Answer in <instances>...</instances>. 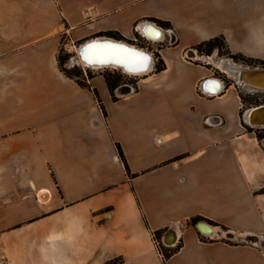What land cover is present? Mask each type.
I'll return each mask as SVG.
<instances>
[{
    "label": "crops",
    "instance_id": "0c3cea01",
    "mask_svg": "<svg viewBox=\"0 0 264 264\" xmlns=\"http://www.w3.org/2000/svg\"><path fill=\"white\" fill-rule=\"evenodd\" d=\"M147 23L177 36L155 49L165 70L118 100L93 79L104 111L56 73L63 37L131 45ZM218 38L264 62V0H0V179L19 188L0 203V264H264L206 238L264 239V150L242 99L221 78L209 97L216 67L184 61ZM171 229L177 243L158 251Z\"/></svg>",
    "mask_w": 264,
    "mask_h": 264
},
{
    "label": "rangeland",
    "instance_id": "374dc122",
    "mask_svg": "<svg viewBox=\"0 0 264 264\" xmlns=\"http://www.w3.org/2000/svg\"><path fill=\"white\" fill-rule=\"evenodd\" d=\"M159 27L163 29H167V30L170 29L167 27H163L161 25ZM63 33L64 32H59V35ZM139 34H136L138 42H131V45L136 46L140 49L146 50L147 52L151 54L153 53L155 56V65L153 68L156 69L161 60L159 58V55L155 52V49H158V48L161 49V48H166V47L171 48L172 46L176 44L177 41H173V42H171L170 40L164 41L165 40L164 39L162 42L158 41V43L156 44H152V43L148 44L146 43L145 40L141 38ZM87 41L77 43V42L71 41V39H66L65 37H63V39L60 41V44H59L60 45L59 50H57V53L55 54L56 61H57L56 73L65 77L66 79L71 80L72 81L70 82L71 84L74 82L78 87L82 89H88L89 91L93 92L95 94L94 95L95 100L100 103V107L104 111V106L101 104V100L99 98V95L97 94L96 88L92 85V82L94 81L93 79L102 78L106 81L107 85H108L107 81L116 82L118 84L117 88H115L113 92L111 90L110 91L112 93L113 99L118 100L120 98H124L130 95V94L124 93V91L126 90L125 87L131 88L133 92L134 89H136L139 79L141 78H136V77L132 78L116 70L94 71V70L87 69L80 64L73 65L72 64L73 59H75L78 56L77 49L80 48L82 44L86 43ZM196 50L199 53V55L197 56L201 57V59L203 57H209L210 59V57L215 56L217 61L226 59V60H229L230 62L232 61L233 63L242 65L245 67L264 69V62L254 61V60H250L247 58L243 59L244 57H241V56H237L239 57L237 59L236 56L230 55V53L227 50L226 45L221 46V43H215L212 46L211 45L204 46ZM210 64L216 67L215 69L216 74L214 76V79L221 78L227 87H231L235 85L234 88L236 89V92L242 99L243 109L241 111L240 117L244 123V126L248 130L249 133L253 134V136L258 139L260 146L264 150V128H252L250 125H248L244 121V116L249 109L264 105V92L256 91L250 88V86H244L242 84H241L242 86L239 85V83H237L238 82V78L236 77L237 75L233 76L232 74H228L227 72H224V70L220 69L213 63H210ZM235 82L237 83V86ZM9 166L10 167H8V169L12 171L14 169L13 164H9ZM16 170H18V168ZM14 182L15 180L13 179H0V189H1L0 203H3V202L9 203L13 201L14 194L18 193V189H19L17 187L18 185H16V183ZM191 225L194 227L195 226L197 227L196 221H194ZM220 232L222 234L223 233L231 234V232L228 229H221ZM229 234L226 235L225 237L221 236L220 238L218 237L209 238V240L215 241V240L220 239V241H223L224 243L229 244V245L246 246V247L256 248L264 252V239H261L260 243L254 244L251 242H246V241L244 242L240 236H237V235L235 236L234 234H232L234 235V237L233 236L230 237ZM163 235H164V232L160 233L159 236H157V234H154L153 236V240L157 241L160 244V247H159L160 252H163L167 248L171 247V246H166L163 243L164 242Z\"/></svg>",
    "mask_w": 264,
    "mask_h": 264
},
{
    "label": "bare ground",
    "instance_id": "6f19581e",
    "mask_svg": "<svg viewBox=\"0 0 264 264\" xmlns=\"http://www.w3.org/2000/svg\"><path fill=\"white\" fill-rule=\"evenodd\" d=\"M147 25H150V27H148L149 29H147L148 31L146 30ZM159 29H160L159 27H156L155 25H153L151 23H147V24H145L144 26L141 27V30H142V33L141 34L143 35V37L145 38V40H148V42H151L152 44H156V43H158V41L162 42L164 40V38H165V33H164L163 28L160 29L163 32L162 33V38H161V35L159 33ZM151 30H153L154 32H156V35H155V33L154 34L153 33L151 34V32H150ZM103 39H105V38H101L99 40H103ZM91 41L92 40H89L88 42H91ZM88 42H86V43H88ZM117 42H120L122 44H126V45H128L130 47H133L135 49L141 50L140 48H138L136 46H133V45H130L128 43L121 42V41H117ZM86 43L82 44V46H84ZM82 46L77 49L78 56L75 59H73V61H72V64L73 65L80 64V65L84 66L85 68L90 69V70H94V71H100V70H116V71H120V72H122L124 74L126 73L123 68H118V67H115V66H108V67H104V66H89L86 62H83V60L81 58V48H82ZM143 51L144 52H147L146 50H143ZM195 58H196V60H201V57H199L197 55L195 56ZM207 60H208V62L213 63L214 65H216L220 69L224 70V72H227L228 74H232L233 76H236L237 75L236 76L237 78H239L237 72L231 71V68L232 69H235L236 71L239 70V74H240V78L239 79L242 80V81H240L238 79V82L237 83H239V85H241V84L244 85V86H249L250 85V88H252L251 86H255V87H258V88L261 87V89H264V79L262 78V77H264V74H263L264 73V69L245 67V66H242V65H238L236 63H233L231 61L234 64L233 65L229 60H226V59L225 60L222 59V60L217 61L216 58H215V56L214 57H210V59H207ZM152 69H153V63H151V67L148 70V72H146L144 74H135V75L134 74H126V75L127 76H130L132 78H134V77H142V76L150 73L152 71ZM244 69L256 70L257 73L258 72L259 73L262 72V74H257V73H255V74L253 73L252 74L250 72L243 71ZM244 76H249V78H251L252 81H250V79H249L248 81L245 80V82H243L244 81ZM212 83H213L212 90H213V92H216L217 94H210L211 97L212 96H215V95H217V96L220 95L223 92V90H224L223 83L221 81L220 82L219 81L218 82H212ZM262 92H264V90ZM255 118H256V120H255ZM258 118L259 117H255V115L253 113L252 114H250V113H246L245 114V120H246V122L249 125H253V124L255 125L256 122H259V121H261L263 119V118H260V119H258ZM202 233L204 235L214 236L215 235V230L213 228H211V227H209V228L206 227V229L204 228L202 230ZM211 233H213V234H211ZM175 234L176 235L173 237V239H175V240H173L172 243H171L172 246H174L177 243V241H178V233L176 232ZM208 238H212V237H208Z\"/></svg>",
    "mask_w": 264,
    "mask_h": 264
},
{
    "label": "water",
    "instance_id": "95a60500",
    "mask_svg": "<svg viewBox=\"0 0 264 264\" xmlns=\"http://www.w3.org/2000/svg\"><path fill=\"white\" fill-rule=\"evenodd\" d=\"M148 27H150V25H147L146 30L149 29ZM159 33H160L161 38H162V33L163 32L160 29H159ZM94 44L95 45H105V44H107V45H118V46H121V47H123L125 49L134 50L136 53L143 54L144 56H147L148 59H147L146 62H143V64L139 60V57H137L136 60L133 63L121 62V61H118V60H116L114 58H92L91 60L85 59L83 53L86 50L89 49V46L90 45H94ZM81 58H82L83 62H86L89 66H104V67L115 66V67H118V68H123L125 70V72H126L125 74H134V75L135 74H144V73L148 72V70L151 67V63H153V66H154V63H155V59H154V57H153V55L151 53L144 52L143 49H141V50L135 49L133 47H130V46L126 45V44H122V43L117 42V41H115L113 39H110V38H105L103 40H99L97 38L95 40H92L91 42L86 43L81 48ZM231 71L237 72L238 77L240 78L239 70L236 71L235 69H232L231 68ZM243 71H247V72H250L252 74L253 73L254 74L257 73L256 70L244 69ZM257 74H262V72H260V73L258 72ZM262 78L264 79V77H262ZM218 81L220 82V80L212 78V79L208 80L207 82L212 83V82H218ZM251 87L254 90H256V91H263L264 90V89H261V87L260 88L255 87V86H251ZM125 88H126V90L124 91L125 94L132 93V89L131 88H128V87H125ZM202 90L206 94H217L216 92H213V90H208L206 88L205 89H202ZM246 113H250V114L253 113L255 115V117H259L258 119L263 118L261 121L256 122L255 125L254 124L253 125H250L252 128H263L264 127V105H261V106L255 107V108H251ZM255 120H256V118H255ZM244 121L246 122L245 116H244ZM206 227L209 228L210 226H208L206 223H199V224H197V229L200 231L201 234H202V230L204 228L206 229ZM175 233H176L175 230L174 229H171L165 235V237H164V244L166 246H172L171 243H172L173 240H175V239H173V237L176 235ZM211 234H213V233H211ZM229 235H230V237H232V236L234 237V235H232V234H229ZM244 240L246 242H251V243H254V244L261 242L260 241V238L259 237H256V236H248Z\"/></svg>",
    "mask_w": 264,
    "mask_h": 264
},
{
    "label": "snow or ice",
    "instance_id": "6c2138e0",
    "mask_svg": "<svg viewBox=\"0 0 264 264\" xmlns=\"http://www.w3.org/2000/svg\"><path fill=\"white\" fill-rule=\"evenodd\" d=\"M85 59L92 58H114L121 62L133 63L137 57L143 64L148 57L136 53L134 50L125 49L118 45H90L89 49L83 53Z\"/></svg>",
    "mask_w": 264,
    "mask_h": 264
},
{
    "label": "built area",
    "instance_id": "2783aa9c",
    "mask_svg": "<svg viewBox=\"0 0 264 264\" xmlns=\"http://www.w3.org/2000/svg\"><path fill=\"white\" fill-rule=\"evenodd\" d=\"M164 30V33H165V40L164 41H168L170 40L171 42L173 41H177V36L176 34L174 33L173 30L171 29H163ZM140 36L143 40H145V38L143 37V35L140 33ZM146 43L150 44L151 42H148V40H145ZM135 42H138V40H136ZM196 55L192 56V55H185L184 57V61L188 62V63H200V60H196L195 58ZM154 59H155V56L153 55ZM207 59H209V57H207ZM158 61V60H157ZM155 65V63H154ZM224 83V82H223ZM209 97L211 95H208ZM164 243V242H163ZM154 244L156 246V248H158V251H159V247H160V244L157 242V241H154Z\"/></svg>",
    "mask_w": 264,
    "mask_h": 264
},
{
    "label": "trees",
    "instance_id": "16d2710c",
    "mask_svg": "<svg viewBox=\"0 0 264 264\" xmlns=\"http://www.w3.org/2000/svg\"><path fill=\"white\" fill-rule=\"evenodd\" d=\"M160 25L163 26V27H167V28L170 27V25L167 24V23H160ZM215 43H221V46H225V45H226L223 39L218 38V39L212 40V41H210V42H208V43H205V44L199 46V48H202V47H204V46H208V45H211V46H212V45H214ZM236 57H237V56H236ZM236 57H235V58H236ZM238 58H239V57H237V59H238ZM240 59H242V58H240ZM243 59H246V58H243ZM163 70H165V65H164L163 61H160L159 65H158L157 68H156V71H157V72H161V71H163ZM107 82H108V86H109V88H110V90H111L112 92H113V90H114L115 88H117V86H118V84H117L116 82H111V81H107ZM159 234H160V233H158L157 236H159ZM111 264H116V263H111Z\"/></svg>",
    "mask_w": 264,
    "mask_h": 264
}]
</instances>
